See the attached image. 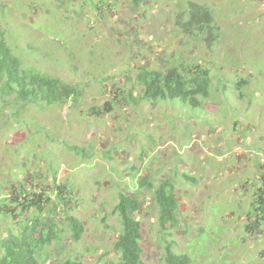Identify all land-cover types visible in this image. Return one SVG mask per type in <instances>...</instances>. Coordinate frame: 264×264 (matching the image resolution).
<instances>
[{
    "label": "rangeland",
    "instance_id": "374dc122",
    "mask_svg": "<svg viewBox=\"0 0 264 264\" xmlns=\"http://www.w3.org/2000/svg\"><path fill=\"white\" fill-rule=\"evenodd\" d=\"M107 2L0 0V29L26 64L83 88L76 104L17 110L0 103V196L20 182L36 185V173L56 174L72 188V214L85 232L79 242L67 234L48 248L44 264L70 256L101 264L115 256L120 195L135 198L144 176L156 185L170 178L179 229L162 233L153 195L147 188L138 195L147 264H165V241L191 264H264V224L251 232L247 215L264 176V0ZM190 2L212 10L218 38L177 29L175 19ZM182 64L211 72V96L200 107L123 100L105 110L118 95L130 98L121 88L142 91V65ZM9 222L1 217L0 233Z\"/></svg>",
    "mask_w": 264,
    "mask_h": 264
},
{
    "label": "trees",
    "instance_id": "16d2710c",
    "mask_svg": "<svg viewBox=\"0 0 264 264\" xmlns=\"http://www.w3.org/2000/svg\"><path fill=\"white\" fill-rule=\"evenodd\" d=\"M148 1L152 0H130L137 7ZM101 3L108 5L107 0H101ZM188 5V10L178 14L175 19L177 29L188 36L204 34L210 42L218 38L220 29L212 16V10L201 3L190 2ZM100 8L99 5L97 9ZM4 35V31L0 29V103L18 110L16 106H54L65 105L69 101L76 104L82 100L83 88L80 84H69L26 64ZM136 78L142 91L134 95V90L127 91L120 87V92H128L130 98L118 95L116 99L104 104L105 110L111 112L115 102L123 100L127 105L171 100L198 108L202 104L201 99L211 96V72L200 64H182L164 69L142 65ZM236 84L239 87L245 86L247 80H240ZM92 112L101 115L102 109L93 108ZM78 153L87 154V151L81 149ZM50 166L53 168V165ZM35 175L32 179L36 185L20 182L10 189V193L0 196V219L4 217L10 220L5 225V231L0 233V264H44L43 255L48 248L62 242L67 234L72 242H79L85 232L83 222L72 214V188L64 182L58 183L56 174L51 178H43L38 173ZM187 178L193 180L192 177ZM172 180L163 178L156 185L153 179L144 176L136 181L135 198L126 193L120 195V201L114 209L121 222V231L114 240L115 256L101 264H147L143 258L141 222L136 218L141 203L138 195L145 188L153 195L158 206V221L162 233L179 229L180 203ZM260 183L262 184L255 191L247 214L251 220L249 230H255L256 233L260 231L259 225L264 224V176ZM254 186H257L256 183ZM165 243V264L192 263L189 256L174 252L169 241ZM58 264L84 263L78 256H70L60 260Z\"/></svg>",
    "mask_w": 264,
    "mask_h": 264
}]
</instances>
